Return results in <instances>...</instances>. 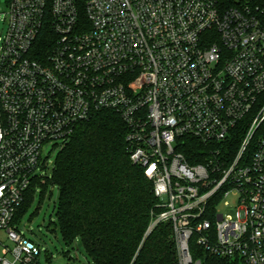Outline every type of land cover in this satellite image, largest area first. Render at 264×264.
<instances>
[{"label":"built area","instance_id":"obj_1","mask_svg":"<svg viewBox=\"0 0 264 264\" xmlns=\"http://www.w3.org/2000/svg\"><path fill=\"white\" fill-rule=\"evenodd\" d=\"M81 1L0 0V264H40L15 215L43 147L98 111L125 123L176 264H264V0Z\"/></svg>","mask_w":264,"mask_h":264},{"label":"trees","instance_id":"obj_2","mask_svg":"<svg viewBox=\"0 0 264 264\" xmlns=\"http://www.w3.org/2000/svg\"><path fill=\"white\" fill-rule=\"evenodd\" d=\"M79 8L83 14L81 0ZM126 133L117 114L98 111L75 127L58 152L51 177L43 185H57L54 210L62 238L67 244L79 239L94 264H176L171 224L160 222L147 234L162 210L151 182L129 159ZM236 147L237 140L229 143L227 154H233ZM181 150L193 163L203 162L210 148L186 139ZM40 182L37 177L32 179L15 215L16 225L33 186ZM219 200L218 195L208 203L211 224V212ZM202 259L203 264L223 263L207 253Z\"/></svg>","mask_w":264,"mask_h":264},{"label":"rangeland","instance_id":"obj_3","mask_svg":"<svg viewBox=\"0 0 264 264\" xmlns=\"http://www.w3.org/2000/svg\"><path fill=\"white\" fill-rule=\"evenodd\" d=\"M7 9L0 5V14L6 17ZM6 30V23L0 22V35ZM60 143L50 142L43 147L42 161L44 169H37L36 176L40 184L33 186V193L17 224L18 231L30 240L40 250V264H94L87 256L79 239L67 244L62 238L56 219L55 203L58 201L57 185L44 184L51 177L55 159L60 151ZM51 193V194H50ZM233 194L227 201L233 202ZM225 209L228 215L234 217L235 211Z\"/></svg>","mask_w":264,"mask_h":264},{"label":"water","instance_id":"obj_4","mask_svg":"<svg viewBox=\"0 0 264 264\" xmlns=\"http://www.w3.org/2000/svg\"><path fill=\"white\" fill-rule=\"evenodd\" d=\"M150 230H151V229L149 228L148 231H147V234L150 232Z\"/></svg>","mask_w":264,"mask_h":264}]
</instances>
